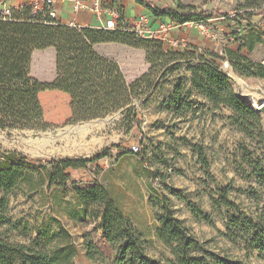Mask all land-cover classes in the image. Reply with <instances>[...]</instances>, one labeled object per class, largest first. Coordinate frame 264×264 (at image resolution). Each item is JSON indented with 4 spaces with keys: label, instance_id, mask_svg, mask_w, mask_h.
Wrapping results in <instances>:
<instances>
[{
    "label": "rangeland",
    "instance_id": "1",
    "mask_svg": "<svg viewBox=\"0 0 264 264\" xmlns=\"http://www.w3.org/2000/svg\"><path fill=\"white\" fill-rule=\"evenodd\" d=\"M137 1L149 11L150 6L191 8L216 19L224 18L216 22V28L205 23L221 50L227 51L231 45L234 49L242 47L243 56L264 64V42L250 51L251 31L235 21L229 24L239 13H246L244 7L256 6L263 0ZM251 10L256 15L254 22L264 31V5ZM164 51L167 52V47ZM155 53L158 52L152 49L151 60L160 66L158 77L164 65L174 72L134 101V118L122 112L107 125L98 124L85 131H64L82 127V123L107 120L120 111L104 118L72 123L70 97L58 91H46L39 96L45 129L29 130L44 133L45 137L13 141L12 134L0 129V161L2 155L22 154L31 164L26 168L37 169L42 163L67 159L89 160L109 152L108 158L88 165L86 170H67L71 181L66 187L50 186L42 170L28 172L9 194L5 212L0 207V233L4 237L26 245L36 242L47 249L72 243L78 251L75 264H133L130 255L124 262H116L117 248L106 242L100 221L86 214L75 197L73 181L81 188L99 183L110 191L142 238L144 254L153 260L164 264L175 260L157 235L160 221L165 217L162 201L167 199L174 217L199 242L196 254L208 252L243 264H264V255L251 250L246 237L241 236L242 229H250L246 219L252 218L264 227V186L254 167L264 159V135L258 130L246 134L232 123L229 109L214 110L193 91L185 59H162L155 57ZM100 54L119 64L129 84L151 69L145 49L106 46L100 49ZM220 56L224 57L220 65L232 87L252 106L249 96L264 95V80L241 77L226 61V52ZM259 115L264 132V115ZM194 146L204 149L209 167L200 162ZM224 189L228 191V200L237 205V211L222 204ZM3 196L0 190V199ZM189 203L196 205L212 224L197 218ZM232 219H239L240 226H231ZM88 244L98 250L103 260L92 262L87 258Z\"/></svg>",
    "mask_w": 264,
    "mask_h": 264
},
{
    "label": "trees",
    "instance_id": "2",
    "mask_svg": "<svg viewBox=\"0 0 264 264\" xmlns=\"http://www.w3.org/2000/svg\"><path fill=\"white\" fill-rule=\"evenodd\" d=\"M138 2L141 4V1ZM262 5L264 0L256 6L248 5L244 7L246 13H239L232 20L239 26L245 25L243 29L248 28L251 31V41L248 43L250 51L256 44L264 42V31L254 22L256 15L247 10L261 8ZM150 12L154 19L152 26L157 22L205 24L209 19L207 13L191 8L155 9L150 6ZM104 44L145 49L151 65L150 71L129 84L119 64L96 51V46ZM164 47L166 45L162 40L139 37L129 29L124 17L120 18L118 27L113 30L91 27L77 29L59 24L44 13L33 14L28 6L15 10L9 19H0V129H45L39 96L46 91H58L70 97L72 123L104 118L118 111L136 117V111L132 108L134 101L154 88L156 82L159 84L174 72L166 69L164 65L160 70L162 75L158 77L160 66L151 60V51L155 49L158 52L155 57H181L186 60L187 70L191 74V89L206 99L214 110L229 109L232 112L230 120L240 130L248 135L251 130H258L264 135L262 117L253 106L240 98L232 87L230 78L222 70L220 62L225 61L223 57L217 53L201 52L190 45L185 48H167V52ZM48 49L56 51V78L51 83H43L31 76L30 68L33 53ZM242 50V47L237 52L227 50L226 61H229L230 66L241 77L264 80V64L255 63L243 56ZM194 149L200 162L209 167L204 149L199 146H194ZM108 157L109 152L106 151L89 160L67 159L58 163H42L39 168L31 169L26 168L31 164L22 154L2 155V212L6 210L9 194L17 189L28 172L42 170L47 174L50 186L66 187L71 181L70 176L66 175L67 170H86L88 165L98 164ZM254 167L264 186V159ZM148 173L152 174L151 171ZM72 184L82 210L100 221L106 242L117 248L116 262L122 263L130 255L133 264H164L144 254L142 238L105 186L96 183L81 188L76 181ZM221 192L224 207L237 211V205L228 200L227 189ZM162 206L165 217L160 221L161 227L157 229V235L175 258L169 260V264H243L208 252L196 254L199 251V242L188 235L182 222L174 217L167 199L162 201ZM188 206L197 218L212 224L196 205L189 203ZM246 221L250 229H242L241 236L246 237L251 250L264 255V227L252 218ZM231 226L239 227L240 220L232 219ZM86 250L90 261L103 260L104 257L94 246L88 244ZM77 254L78 251L72 243L47 249L36 242L29 245L12 242L0 233V264H75Z\"/></svg>",
    "mask_w": 264,
    "mask_h": 264
},
{
    "label": "crops",
    "instance_id": "3",
    "mask_svg": "<svg viewBox=\"0 0 264 264\" xmlns=\"http://www.w3.org/2000/svg\"><path fill=\"white\" fill-rule=\"evenodd\" d=\"M29 1L30 0H0V13L4 9H14L29 3ZM96 1H98V12L85 10L75 12L73 10V5L76 2L84 3L87 6L92 7ZM218 7L219 5L215 7V10ZM54 9L62 24L69 26L74 23V25L81 28L91 27L101 29L106 26L108 21L115 20L119 22L121 17H124V22L129 24L142 15L148 17L150 27L154 30H158L159 25L162 23H171L157 22L152 26L154 19L152 18L151 12L143 7L137 0H56ZM208 18L209 19L206 20L205 23L211 24L213 28H216V22L221 21L220 19H224H216L214 15L209 14ZM228 18L229 20L231 19V17ZM232 23L233 21H229V24ZM206 27H208V25L201 23H186L183 25L175 24L170 32L164 33L162 41L167 48H176L174 46L176 41H186L191 47L197 48L201 52L217 53L220 56L222 52L226 51L221 50V47L216 41V37L210 32V28ZM106 46L118 47L120 45H98L96 46V51L100 53V49L105 48ZM231 46L228 47V50H233L235 52L239 50L238 47H235L237 49H234V47ZM225 58L227 59V57ZM30 74L34 79L40 82H53L56 78V51L54 49L35 51L32 55Z\"/></svg>",
    "mask_w": 264,
    "mask_h": 264
},
{
    "label": "built area",
    "instance_id": "4",
    "mask_svg": "<svg viewBox=\"0 0 264 264\" xmlns=\"http://www.w3.org/2000/svg\"><path fill=\"white\" fill-rule=\"evenodd\" d=\"M55 2L56 0H30L29 3L16 7L14 9H4L0 13V19L7 20L12 16L15 10H21L24 7L28 6L31 8L33 14L44 13L51 19L55 20L57 23L62 24L61 21L58 19L57 12L54 9ZM73 10L75 12L81 10L98 12V1H96L92 7H89L84 3L76 2L73 5ZM126 25L129 27L131 31L135 32L141 38L162 40L164 33L170 32V30L173 28L175 23L172 22L169 24L162 23L159 25L158 30H154L150 27V21L148 17L142 15L137 19H135L132 23ZM69 26L77 29L81 28L74 25V23H72ZM117 27H118V21L112 20V21H108L106 26L103 28L113 30L116 29ZM188 45L189 44L186 41H176L174 43L175 47L185 48Z\"/></svg>",
    "mask_w": 264,
    "mask_h": 264
},
{
    "label": "water",
    "instance_id": "5",
    "mask_svg": "<svg viewBox=\"0 0 264 264\" xmlns=\"http://www.w3.org/2000/svg\"><path fill=\"white\" fill-rule=\"evenodd\" d=\"M250 99H253L254 98V95L252 96H249ZM259 106L262 107V111L258 110L257 107H255V111L258 112V113H263L264 115V98L262 99H259ZM122 111H120L118 114L114 115L113 117H111V121L113 120H116L120 115H121ZM110 119V118H109ZM109 119L107 120H96V121H92V122H89V123H82V125H85V124H93V123H98V122H102V121H108ZM79 128V126H76V127H69L68 129H66L65 131H72V130H75ZM6 133H10L14 136V139H12L13 141L14 140H17V141H23L25 138H32V137H45L46 134L44 133H36L35 131H29V130H6ZM17 136V137H16Z\"/></svg>",
    "mask_w": 264,
    "mask_h": 264
},
{
    "label": "bare ground",
    "instance_id": "6",
    "mask_svg": "<svg viewBox=\"0 0 264 264\" xmlns=\"http://www.w3.org/2000/svg\"><path fill=\"white\" fill-rule=\"evenodd\" d=\"M263 94H259V93H257L256 95H254V98L253 99H250V101H251V104H252V106L255 108V107H257L258 108V110H260V111H262V107H260L259 106V99H262V97L264 96H262ZM109 119V118H108ZM113 121V120H112ZM111 121V118L108 120V121H102V122H98V123H93V124H85V125H83L82 127H79V128H77L76 130H80V131H85V129H87V128H91V127H94V126H96V125H98V124H101V125H107L108 123H110V122H112ZM98 127H100V126H98ZM90 130V129H89ZM89 130H88V132H89ZM93 130V129H92ZM98 130V129H97ZM65 131V130H64ZM70 133V132H69ZM86 133V132H85ZM58 134V133H57ZM60 134V133H59ZM87 134V133H86ZM66 135V134H65ZM68 135H70V134H68ZM73 135V134H72ZM55 136V135H54ZM78 136V135H77ZM82 136H83V134H82ZM67 137H69V136H67ZM32 138H36V137H32ZM41 138V137H40ZM70 138V137H69ZM73 139V138H72ZM71 139V140H72ZM74 140V139H73ZM40 141V140H39ZM59 141V140H58ZM61 141V140H60ZM47 145V144H46ZM42 146V145H41ZM38 147V146H37Z\"/></svg>",
    "mask_w": 264,
    "mask_h": 264
}]
</instances>
